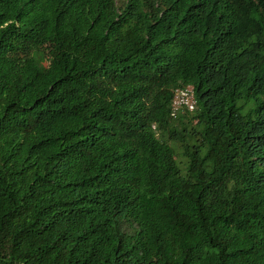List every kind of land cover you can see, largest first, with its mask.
Masks as SVG:
<instances>
[{
    "label": "trees",
    "instance_id": "16d2710c",
    "mask_svg": "<svg viewBox=\"0 0 264 264\" xmlns=\"http://www.w3.org/2000/svg\"><path fill=\"white\" fill-rule=\"evenodd\" d=\"M0 264H264V0H0Z\"/></svg>",
    "mask_w": 264,
    "mask_h": 264
},
{
    "label": "built area",
    "instance_id": "2783aa9c",
    "mask_svg": "<svg viewBox=\"0 0 264 264\" xmlns=\"http://www.w3.org/2000/svg\"><path fill=\"white\" fill-rule=\"evenodd\" d=\"M195 106V98L191 87L180 88L176 91L172 102V113L180 108H187L193 110Z\"/></svg>",
    "mask_w": 264,
    "mask_h": 264
}]
</instances>
